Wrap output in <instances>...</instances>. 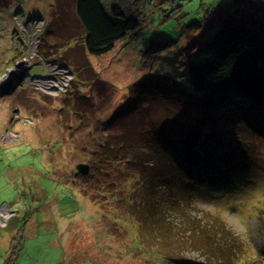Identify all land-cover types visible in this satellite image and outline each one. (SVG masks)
<instances>
[{
    "label": "rangeland",
    "instance_id": "374dc122",
    "mask_svg": "<svg viewBox=\"0 0 264 264\" xmlns=\"http://www.w3.org/2000/svg\"><path fill=\"white\" fill-rule=\"evenodd\" d=\"M258 1L148 0L138 6L135 35L104 52L86 53L106 82L101 92L81 75L75 80L80 91L70 86L56 93L64 88L62 74L69 76L57 66L75 69V57L65 51L80 28L72 0H0V79L6 64L18 69L34 63L18 74L10 93L0 92V202L14 211L0 226V264H224L229 255L237 259L232 264H264V134H248L255 124L264 131L256 105L241 102L238 109L249 111L248 119L228 112V106L208 113L192 95L173 96L166 88L171 81L162 77L192 91L187 50L200 47L213 23L242 18L244 11L236 10ZM16 13L24 15L22 24ZM254 16L244 20L257 19L253 25L263 29L264 15ZM37 17L46 21L40 30L38 23L29 24ZM150 40L170 44L145 53ZM34 47L40 50L31 58ZM177 135L190 141H178ZM175 137L174 145L164 142ZM140 155L138 163L134 158ZM154 157L159 167H149ZM79 162L89 164L87 173L75 174ZM162 162L155 185L164 178L168 183L156 192L168 202L157 201L156 217L157 208L135 195L138 187L152 194L150 178ZM228 170H237L232 179ZM153 230L173 240L150 244ZM208 236L223 242L229 255L203 243Z\"/></svg>",
    "mask_w": 264,
    "mask_h": 264
},
{
    "label": "trees",
    "instance_id": "16d2710c",
    "mask_svg": "<svg viewBox=\"0 0 264 264\" xmlns=\"http://www.w3.org/2000/svg\"><path fill=\"white\" fill-rule=\"evenodd\" d=\"M146 1L148 0H114L111 8H107L102 0H72L74 15L79 22L80 28L77 29V31L74 29L77 35L72 37L76 38L77 40L74 39V44L65 50L68 56L75 57L73 61L75 69H71L73 71L74 77L70 82L71 84L68 86V91L70 86H73L74 89L80 91V89L75 87V80H79L81 75H86L85 79H88V81H91V83H96L98 85V91L101 92V90L105 87L104 85L106 82L100 79L96 71L93 69L86 58V53L98 54L104 52L112 48L116 40L126 35H135L140 25L136 16L138 12V6L145 3ZM255 6L256 5L253 3V6L250 5L248 9L239 10L238 8L236 11H244L242 18L224 17L219 23H213L212 26L207 28H212V33H210L211 35L202 42L200 47L197 49L187 50L188 55L186 59V77L191 85L192 91H186V87L182 83L177 82V80L174 78L162 75V77L169 78L168 80L171 81V83L168 84L166 88L167 90H173V96H179L180 100L181 98L185 100H191L192 95L197 100V102L200 103V105L205 110H207L208 113L212 112L216 114L223 107L228 106V112L232 114L234 113V115L237 116H241L243 117L242 119H248L250 112L246 110L241 111L238 108L244 107L241 105V102L247 103L250 101L252 104L256 105L255 108L260 113L259 120L264 122V33H262V31L264 32V28L260 29L258 28V25H253V23L259 22L257 19L253 20L251 23L250 20H244L248 17L255 18V14L259 16L264 15V0H259L258 6H256L260 9V11H257ZM215 24L217 25L215 26ZM49 31L51 32V30H48L47 33ZM43 39H46V37ZM169 44V40H158L155 42L150 40L146 43V45H144L142 50L145 53L157 52L164 50ZM46 56L47 55H45V57ZM141 80L143 79L133 82L129 86V90L133 89L137 82H140ZM72 90L73 89L70 91ZM80 95L82 96V94ZM76 100L77 104H83L81 97H76ZM147 104L148 106H145L144 108L145 111H147L151 101L149 100ZM238 111L240 113H238ZM205 119L206 121H209L207 115ZM258 127L256 124L254 126L251 125L252 132H248V134L254 135V132L261 135L264 134L262 129H257ZM149 128H155L156 131L158 129L161 130V132L164 129L157 124H151L149 125ZM162 133L164 134V132ZM191 136L192 135H190V137ZM175 139L176 137L172 140L165 139L164 142L174 145ZM177 139L178 141H183V139L190 141L188 136L186 138L183 135H177ZM243 141L244 142L242 144L244 145V152L249 153V149L247 148L249 145V140L244 139ZM165 143L163 144L164 146ZM169 147L170 146H167L165 148L168 149ZM121 148L124 149L125 146L121 145ZM141 157L142 156L140 155L134 159H137L139 163L141 162ZM132 160L130 161L132 162ZM155 160L156 157L148 162L149 167H159L157 164H155ZM164 165L165 163L162 162L160 166V172L154 173L150 178V181L153 184L151 190L152 194H142L140 193L142 188L138 187L136 190H139V194L135 195L137 196L138 202L141 204L149 201L152 206L157 208V211L154 212L156 217H159L158 210L161 211V206L159 205H161V203L164 204L168 202L166 197L165 199L161 200L160 197L162 198L163 196L160 192H156L157 187H159L160 190L162 185H166L168 181L166 182V179L164 178L162 181L163 184L155 185V182L159 181V175L163 173V169L161 167ZM168 167L169 170L172 169V165L169 162ZM228 172L229 177L232 179L235 172L233 173L231 170H228ZM224 175L225 174H223V176ZM167 176L171 180L176 178L174 177L175 174H170ZM208 180L209 179L205 181L209 182ZM140 183H142V186H145L146 184L144 179H141ZM210 185L215 187L221 186L219 184ZM157 201H161V203L159 204ZM8 205L10 207L9 203ZM11 211L14 214V211ZM139 226L141 228L143 227V224L140 223ZM169 228L173 230L174 226L171 224ZM157 231L158 230H153L152 235L148 234L149 238H147L148 241L150 239V244L152 242L161 243L163 241L164 243H168L173 240L170 235L165 236L164 239V235ZM212 239L213 237L211 238L208 236L202 241L203 243H206L207 246L213 247L216 250L225 251V254L229 255V248L225 246L223 242H220L217 239ZM13 240L14 241L9 247L11 252L15 251L17 247V244L15 243L16 239L14 238ZM218 245L225 247H220ZM236 261V258L229 255L228 257H225L224 264H232V262ZM5 264L11 263H9V260L7 259Z\"/></svg>",
    "mask_w": 264,
    "mask_h": 264
},
{
    "label": "built area",
    "instance_id": "2783aa9c",
    "mask_svg": "<svg viewBox=\"0 0 264 264\" xmlns=\"http://www.w3.org/2000/svg\"><path fill=\"white\" fill-rule=\"evenodd\" d=\"M23 17H24V15L23 14H20L19 16L17 15V14H15L14 15V18L19 22V23H21L22 24V21H23ZM33 23H35V24H39V27H37V29L38 30H40L41 29V27L43 26V24H44V20H43V18H33L32 20H31V25L33 24ZM38 24H37V26H38ZM35 55V53L33 54V55H31V57L32 56H34ZM43 61H45V60H43ZM51 64H55L56 65V63L55 62H52ZM57 66V65H56ZM52 67V66H51ZM64 68H66L67 70H68V73H69V76H64L63 74H62V79H63V82H60V83H64L63 84V86H64V88L63 87H60V89L62 90V89H64V90H58V92H56V93H59V91L60 92H66V90L68 89V86L70 85L69 84V82L72 80V78L74 77V74H73V72H72V70L67 66V65H61V66H57V69H64ZM32 76V75H31ZM47 85H48V87H50V79L48 80V82H47ZM50 88H52V87H50ZM56 88V86H54L52 89H55ZM51 89V90H52ZM2 88H0V92H2ZM56 91V90H55ZM54 91V92H55ZM56 93H54L53 95H56ZM12 215H13V212L11 211V209H10V207H9V205H8V203L7 202H0V226H5L7 223H8V221H9V219L12 217Z\"/></svg>",
    "mask_w": 264,
    "mask_h": 264
},
{
    "label": "clouds",
    "instance_id": "9594fccd",
    "mask_svg": "<svg viewBox=\"0 0 264 264\" xmlns=\"http://www.w3.org/2000/svg\"><path fill=\"white\" fill-rule=\"evenodd\" d=\"M17 14V13H16ZM37 18H42V17H37ZM33 19V18H32ZM43 20H44V23L46 22L45 21V19L43 18ZM29 24H30V26H31V22H29ZM41 28H43V26L41 27ZM22 39V38H21ZM39 39H40V36H39ZM22 41H23V39H22ZM31 41V40H30ZM37 43H39V41H37ZM25 44V43H24ZM32 48V47H31ZM35 48V47H34ZM33 48V49H34ZM39 52V50H37V47L35 48V55H37V53ZM34 55V56H35ZM32 58V57H31ZM22 63V61L20 60V61H18V63H17V65H20ZM34 65V63L31 65V61L28 63V64H26V65H24V63H22L20 66H22V67H18V69H14L15 70V73H17V75H16V77L15 78H17V81H15V78L13 77V75L15 74H11L10 73V70L11 69H13V68H9L8 70H9V73H3V75H2V78L0 79V88H2V87H4V82L8 79V77L9 76H12V84L14 85V88L15 87H17V85H18V78H19V76H18V74H20L22 71H23V69H25V67H29V68H31V66H33ZM68 67H69V65H67ZM70 69H71V67H69ZM29 70V69H28ZM73 72V71H72ZM2 82V83H1ZM15 82V83H14ZM5 88V87H4ZM13 88V89H14ZM13 89H11L10 91H6L5 93H10ZM4 90V89H3ZM3 90H2V92H3ZM68 90V89H67ZM66 90V91H67ZM65 93V92H64ZM1 95H2V93H0ZM52 95V94H51ZM17 136H18V134H17ZM7 225V224H6ZM5 225V226H6Z\"/></svg>",
    "mask_w": 264,
    "mask_h": 264
},
{
    "label": "water",
    "instance_id": "95a60500",
    "mask_svg": "<svg viewBox=\"0 0 264 264\" xmlns=\"http://www.w3.org/2000/svg\"><path fill=\"white\" fill-rule=\"evenodd\" d=\"M10 73L11 74H14L15 73V70L14 69H11L10 70ZM4 87L6 89H4L3 91L6 90L7 92L14 88V85L12 84V76H9L8 79L4 82ZM88 171H89V164L88 163L79 162L76 165L75 174H78V173H87Z\"/></svg>",
    "mask_w": 264,
    "mask_h": 264
},
{
    "label": "crops",
    "instance_id": "0c3cea01",
    "mask_svg": "<svg viewBox=\"0 0 264 264\" xmlns=\"http://www.w3.org/2000/svg\"><path fill=\"white\" fill-rule=\"evenodd\" d=\"M103 1V3L106 5V7L107 8H111V6L113 5V1L114 0H102ZM108 1H110V2H108ZM11 64H6V68L4 69V72L6 71V70H8L9 69V67L8 66H10ZM3 72V73H4ZM2 75V74H1Z\"/></svg>",
    "mask_w": 264,
    "mask_h": 264
},
{
    "label": "bare ground",
    "instance_id": "6f19581e",
    "mask_svg": "<svg viewBox=\"0 0 264 264\" xmlns=\"http://www.w3.org/2000/svg\"><path fill=\"white\" fill-rule=\"evenodd\" d=\"M16 75H17V73H15V74L13 75V77L15 78V77H16Z\"/></svg>",
    "mask_w": 264,
    "mask_h": 264
}]
</instances>
